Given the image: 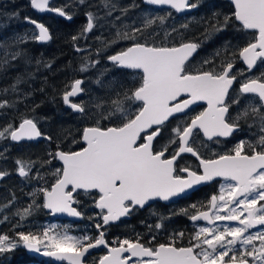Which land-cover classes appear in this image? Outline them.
Returning <instances> with one entry per match:
<instances>
[{
	"label": "snow or ice",
	"instance_id": "6c2138e0",
	"mask_svg": "<svg viewBox=\"0 0 264 264\" xmlns=\"http://www.w3.org/2000/svg\"><path fill=\"white\" fill-rule=\"evenodd\" d=\"M30 2L34 9L41 12L66 15L63 7H50V0ZM85 2L86 0H79L80 4ZM199 2L200 0L195 3L190 0H145L147 4L168 6L176 12L195 9ZM101 3L108 9V16L117 10V5L111 3V0H101ZM232 3L235 11L231 15L213 12L208 18L214 23L206 26V36L210 38L225 30L233 20L238 21L243 30H255L254 38L238 51L239 58L247 66V70L251 71L258 62L264 61V0H232ZM131 7L137 5L132 4ZM120 11L122 16L127 15L129 8L125 7ZM170 15V12L166 16L145 14L140 27L123 25L129 29L123 32L117 29L116 39L109 44L125 40L131 41V45L109 56L108 60L117 67L142 71L139 86L130 91L125 90L122 95L117 92V98L100 113L101 119L119 118L120 125L104 128L97 121V126L84 128L82 139L87 146L75 152L57 151L54 156L63 162V167L55 170V183L50 189L45 187L36 190L43 194V208L74 217L82 216V212L73 206L74 203H79L75 200L74 193L79 195L77 190L85 193L98 190L99 198L95 201V206L101 210L97 215L102 218V223L95 225L100 230L98 235L74 236L67 230H56V225L36 232L16 231L32 215L33 209L40 207L35 203V193H30L34 197L33 203L12 213L20 218L10 229L14 234H0V255L19 246L37 252L43 248L44 255L57 261L84 264L90 250L104 246L107 252L95 264H264V229L249 232L257 225H264V203H261L264 202V72L242 82L235 98H232L230 89L237 77L244 74L243 71L232 74V61L222 60L219 66L203 70L205 65L214 64L213 60H204L200 68L190 70L191 58L200 44L183 42L182 34L177 28L164 35L166 38L173 33L180 36L181 42L178 45L168 46L166 43L154 42L157 34L149 33L148 30L157 21L163 24ZM86 16L88 22L81 35L91 31L95 27L94 20L98 19L91 11ZM67 19L70 20L71 16H67ZM115 19L120 20L121 17ZM25 20L39 30L38 35L33 34L35 40L47 42L51 39L44 24L27 17ZM181 27L188 29V24ZM24 39L27 37H20L17 42ZM76 39L77 37H73L74 41ZM150 40L153 42L150 43ZM232 47L231 42H226L223 49L217 50L214 55L219 57L223 52L227 56ZM20 55V52H15L11 54V59ZM6 63L7 60L0 61V68ZM217 67L220 68L219 72ZM86 68L87 65L82 66L81 71ZM20 82L18 77L16 84ZM16 84L11 85L13 91L16 90ZM81 84V80H75L70 86L71 90L64 92L63 101L73 110L83 113L85 108L82 103L70 100L83 91ZM2 91L7 92L8 89ZM249 94L257 98L258 103L249 101L234 116L231 115L229 109L233 105H239L240 99ZM184 95L187 98H181ZM199 101H205L207 107L188 118L190 122L186 120L183 125L178 123L172 129L173 137L161 150L155 151L153 141L161 134L169 118L185 113ZM137 103L139 107L134 109L133 106ZM9 106L7 100L0 101V109ZM96 107L102 108L103 105L98 103ZM250 117L260 133L256 143L240 140L229 152L218 155L216 159L201 158L197 149L191 146L200 133L208 141L219 144L221 138H228L240 131V122H247ZM253 124L248 127L251 128ZM41 136L42 132L34 118H23L18 126L14 127L9 123L0 129V140L10 138L13 142H20ZM140 140L143 142L140 143ZM177 140L178 150L170 158H165L168 147ZM257 147L260 148L259 151L256 150ZM246 149L251 150V154ZM182 153L196 156L202 172L191 170L188 166L177 169L175 164ZM16 163L19 176L29 178L32 163L21 160ZM177 171L186 175H178ZM6 175V171H0V178ZM37 177L42 179L39 173ZM217 177L223 178L227 183L221 185L219 195L211 196L208 211L197 210L198 214L190 216L193 222L203 220L208 226H198L190 236L188 246H176L175 238L168 243L152 244L155 236L145 243L141 241L139 234L135 239L117 238L113 244L118 246H110L106 241L105 226L130 215L137 206L143 207L155 197L167 201ZM12 203L13 201H9L8 204L0 205V209H6ZM191 207L195 209L196 205ZM225 210L226 214H221ZM183 211L186 214L187 210ZM9 220L10 217L5 215L0 219V224ZM217 221L222 224H217ZM162 226L157 223L154 227L160 229ZM151 227L149 226L150 229ZM177 236L182 238L184 233L180 232ZM256 241H259V246Z\"/></svg>",
	"mask_w": 264,
	"mask_h": 264
},
{
	"label": "trees",
	"instance_id": "16d2710c",
	"mask_svg": "<svg viewBox=\"0 0 264 264\" xmlns=\"http://www.w3.org/2000/svg\"><path fill=\"white\" fill-rule=\"evenodd\" d=\"M192 1L196 2V0ZM111 3L117 5V10L108 16L106 15L108 9L103 7L101 0H86L84 4H80L79 0H52L49 5L63 7L66 15L71 16L69 20L54 13L40 15L31 8L29 0H0V61L7 60V63L0 68V101L7 100L10 105L0 109V129L9 123L15 127L23 118H34L42 132V136L35 140H22L19 143H14L9 138L0 140V154H2L0 171L8 173L0 178V205L13 201L6 209H0V219L5 215L10 217L9 221L0 224V234H14L10 229L19 222L20 218L12 213L32 204L34 197L30 193H35V203L40 207L34 208L32 215L16 231L36 232L42 231L44 227L56 225L57 229L70 230L74 236L83 234L97 236L98 230L95 225L101 222V217L97 215L100 212L94 205L93 196L84 199L83 191H77L79 195L74 193L75 200L79 202L74 203V207L82 212V216L79 221L72 222L51 216L42 207L43 194L36 190L49 188L56 180L54 173L56 169H60V164L54 156L55 150L69 151L79 148L82 145L80 138L84 126H97V121L102 127L120 125L119 118L101 119L100 113L117 98V92L122 95L125 90L130 91L138 86L141 74L138 71L114 66L105 59L107 54L131 44V41L125 40H116L115 43L109 44L116 39L118 28L122 32L128 31L129 29L124 28L123 25L140 27L145 14L166 16L170 12L171 15L167 16L163 24L157 21L148 30L149 33L157 34L154 42L167 45L180 43V36L175 33L167 38L164 35L173 28L180 30L183 41L199 42L206 33V26L214 23L208 19L213 12L232 14L231 5L227 0H200L197 8L183 15H177L170 9L151 7L142 0H111ZM132 4L137 7H131ZM125 7H128L129 11L127 15L122 16L120 9ZM89 11L98 19L94 20L95 27L91 31L81 35L87 20L86 13ZM118 16L121 17L120 20L115 19ZM26 17L40 21L48 28L51 36L48 43L37 42L32 33L25 29L29 27L35 31L33 25L24 20ZM183 24H188V29L182 28ZM25 36L27 39L17 42L20 37ZM73 37L77 39L74 41ZM15 52H20L21 55L13 60L11 54ZM214 54L212 51L204 52L199 47L191 58L190 70L200 68L204 60L214 61V64L205 65L203 68L209 70L214 65L219 66L222 60L237 59V55L233 56V54L228 59L223 56L216 57ZM235 64L239 63L236 61ZM85 65H87L86 70L81 71V67ZM258 72L259 75L262 73ZM18 77L21 82L16 84ZM79 78L82 81L83 91L74 98V101L82 103L85 108L83 113L72 111L62 102V94L70 88L74 80ZM13 84H16L15 91L11 88ZM3 89L8 91L3 92ZM98 103L103 107L97 108ZM13 104L14 106H11ZM138 107V103L133 106L134 109ZM17 160L32 163L29 178L19 176L16 169ZM37 173L42 179L37 177ZM172 207L153 202L142 209H136L127 218L105 227L107 229L105 239L109 244H113L117 238L135 239L139 234L141 241L145 243L155 236L152 244L168 243L172 238H175L176 246L189 244L191 230L171 225L172 220L170 221L169 216L174 214L170 210ZM155 216L158 218L157 222L163 226L159 232L153 234ZM161 217L164 219L161 220ZM172 218L177 222L173 215ZM149 226H152L151 229ZM180 232L184 233L182 238L177 236ZM101 253L100 249L93 251V255L88 256L86 262L94 263ZM30 262L47 264L46 258L29 255L21 246L0 255V264Z\"/></svg>",
	"mask_w": 264,
	"mask_h": 264
},
{
	"label": "flooded vegetation",
	"instance_id": "af4514ba",
	"mask_svg": "<svg viewBox=\"0 0 264 264\" xmlns=\"http://www.w3.org/2000/svg\"><path fill=\"white\" fill-rule=\"evenodd\" d=\"M190 2H193V1L190 0ZM229 4L231 5V9H232V13H233L234 7H233L231 2H229ZM146 5H149V4H146ZM149 6L154 7L152 5H149ZM154 8H163V9H168V10L170 9V10L174 11L170 7H154ZM193 10H191V11H193ZM191 11L185 12L182 14H177L175 11L174 12L177 15H183V14H188ZM221 19H222V17H221ZM254 36H255V30H243L240 23L238 21L233 20L232 22H230L229 26L225 30L212 35L210 38H208L206 36V33H205L202 40H200L199 42H195V43L200 44L202 51H204V52L212 51L214 53H216V51L219 49H223L226 42H231V45L233 47L227 53V56H225V54L223 52L221 53L220 56L226 57L228 59V57L230 55H232L233 53H236V55H237L236 61L239 64L237 65V64H235L236 61H232L234 64V67L231 70V72H232V74H236V73L241 72V71H243V73H244L242 76L237 77V80L234 82L232 89H230V95L232 96V98H235V94L239 90V85L242 82L246 81L249 77L259 76L258 71L264 72V61L258 62L257 66H255L251 71H249V70H247V66H245L241 60H239V56H238L239 49L246 46V44L249 41H251L254 38ZM177 44H179V43H177ZM168 46H172V45H168ZM124 48H122V49H124ZM118 51H120V50H118ZM112 53H114V52H112ZM109 54H111V53H109ZM109 54H107V55H109ZM106 56H105V59H106ZM108 62H110V61H108ZM111 63H113V62H111ZM120 68H123V67H120ZM238 68H240L242 70L239 71ZM216 70H217V72H219L220 68H218ZM133 71H136V70H133ZM138 72L142 75V73L140 71H138ZM138 86H136V87H138ZM185 97L186 96H182L181 98H185ZM74 98L75 97L70 98V100L72 102L76 103L74 101ZM249 101H253V103H258L257 98L252 97L250 94L245 95L244 97H242L240 99L239 105H233L229 109L230 114L234 116L237 113V111L242 109ZM62 102H63V99H62ZM205 107H206V103L200 102V103H197V104L191 106L190 109L185 111V113L175 114L173 117H170L169 121H167L165 123V126L162 128L161 134L156 139H154V141H153L154 150L155 151L161 150L162 146L165 145L168 142V140L173 137L174 134L172 132V129L174 127H176L178 123L183 125L186 120H187V122H190V119H188V118L195 116L200 111H202ZM262 111H264V109H262ZM249 124H253V120L251 117L247 120V122H245L243 120L240 122V129H241L240 131L234 132L233 135L228 137V138H221L219 144L214 143L213 141H208L207 138L204 137L202 133H200L199 135L196 136L195 140L192 141L191 146H193L194 148L197 149V151L200 154V157L203 159L217 158L218 155H223V154L229 152V150L232 149L240 140H246V141H251L252 143H256V141L258 140L259 135H260L258 127L255 124H253V126L251 128H249L248 127ZM87 126H95V125H87ZM80 140H81V138H80ZM139 142L142 143L143 140H140ZM81 143H82V141H81ZM83 145L84 144L82 143V145L79 148L74 149V150L81 149L83 147ZM201 145H205V146H201ZM178 148H179V141L177 140V142L175 144H172L168 147V150L165 153V158H170L171 154H173L174 151L178 150ZM74 150H69V151H74ZM256 150L259 151L260 148L257 147ZM247 151L249 152V154H251V150H247ZM175 166L177 169L188 166V167H190L191 170H197V171L202 172V170L199 166V160L197 159L196 156H193L191 153H182L181 156L178 157V160H177ZM60 169H61V164H60ZM176 174L186 175L185 173H182L179 171H177ZM222 181H225V180L221 177H217V178H214L212 181L194 186L193 189L186 191L182 195H180V196H178V197H176V198H174L168 202L153 200V201L145 204L143 207H145L146 205L153 203V202H155V204H157V205L163 204V205H169L170 207L173 206L170 210L173 211L174 214H171L169 216L170 221L172 220L171 225H173V226L178 225L179 228L182 226V228H184L186 230L187 229L191 230V235H192L198 226L207 225V222L203 221V220L193 222L190 219V216L197 214L198 213L197 210L204 211V210L208 209V204H209L211 196L214 194L219 195V184ZM77 191H83V190H77ZM91 196H93V202L95 205V200L99 196V192L95 189L90 190L89 193H85L83 191L82 198H84V199L85 198H91ZM192 205H196V208L193 209L191 207ZM143 207L137 206L136 209H142ZM174 207H177V209H175ZM98 210H99V212L101 211L100 209H98ZM183 210H187L186 214H185V211H183ZM172 215L175 217L177 222H175L173 220ZM57 219H62V218H57ZM121 219H124V218H121ZM157 219L158 218L155 216L154 217V226H155V224L158 223ZM63 220H67V219H63ZM68 221H71V220H68ZM72 222H74V221H72ZM116 222H113V223H116ZM111 224L112 223H109V225H107L105 227L111 226ZM258 227H264V226H255L254 228H258ZM105 230L107 231L106 228H105ZM159 230L160 229H156L155 227H153L152 233L156 234L157 232H159ZM99 231L100 230H98L97 235H98ZM181 240L185 241V242L187 241L184 239H181ZM109 245L114 246L115 244H109ZM177 246L178 247L179 246H188V244H184V245L181 244V245H177ZM97 249L102 250V253L99 255V257L106 251L105 247L100 246L99 248L90 250V253L88 254V256L93 255V251H95ZM88 256H87V258H88ZM99 257H97V259ZM87 258H86V260H87ZM97 259H96V261H97ZM95 262L92 264H95Z\"/></svg>",
	"mask_w": 264,
	"mask_h": 264
},
{
	"label": "water",
	"instance_id": "95a60500",
	"mask_svg": "<svg viewBox=\"0 0 264 264\" xmlns=\"http://www.w3.org/2000/svg\"><path fill=\"white\" fill-rule=\"evenodd\" d=\"M52 0H50V2H51ZM229 2H231L232 3V0H228ZM142 2L143 3H145V0H142ZM29 4H30V6H31V2H30V0H29ZM145 4H147V3H145ZM150 5V4H149ZM232 5H233V7H234V4L232 3ZM50 6V5H49ZM152 6H154V5H152ZM50 7H52V6H50ZM154 7H168V6H154ZM31 8L36 12V13H39V14H42V13H54V14H57V15H59L58 13H55V12H51V11H43V12H41V11H39V10H37V9H34L32 6H31ZM174 10V9H173ZM191 10H193V9H190V10H185V11H183V12H176L175 10V12L177 13V14H182V13H185V12H189V11H191ZM234 11H235V7H234ZM59 16H61V15H59ZM67 16L68 15H65V16H61V17H65L66 19H67ZM25 20V19H24ZM31 20H34V19H31ZM26 21V20H25ZM36 21V20H35ZM87 20H86V24H85V27H86V25H87ZM37 23H42V22H40V21H37ZM31 24V23H30ZM43 24V23H42ZM45 26V25H44ZM33 27H34V29H35V34H37L38 35V32H39V30L35 27V25H33ZM46 27V26H45ZM37 41V40H36ZM37 42H39V43H45V42H41V41H37ZM184 42H192V41H184ZM131 44H129V45H127L126 47H129ZM178 45V44H177ZM125 47V48H126ZM124 48V49H125ZM121 51V50H120ZM119 51H116V52H114V53H111V54H109V55H107L106 56V60L107 61H109L108 60V57L109 56H111V55H114V54H116V53H118ZM239 60H241L242 61V59H240L239 58ZM111 62V61H110ZM243 62V61H242ZM243 64H244V62H243ZM245 65V64H244ZM246 66V65H245ZM136 71H140L141 73H142V71L141 70H136ZM77 80V79H76ZM79 80H80V78H79ZM75 81V80H74ZM73 81V82H74ZM72 82V83H73ZM239 87H240V85H239ZM71 90V87L67 90V91H70ZM80 94V93H79ZM78 94V95H79ZM184 96H186V95H184ZM185 98H187V96L185 97ZM62 99H63V95H62ZM64 102V101H63ZM200 102H205V101H199V102H197V103H200ZM74 103V102H73ZM206 103V102H205ZM65 104V103H64ZM65 106H67L68 108H70L72 111H74V112H79V111H76V110H73L69 105H66L65 104ZM206 107H207V103H206ZM205 107V108H206ZM21 122V121H20ZM19 122V123H20ZM18 123V124H19ZM18 124L16 125V126H18ZM86 127H94V126H85L84 128H86ZM107 127H114V126H107ZM107 127H104V128H107ZM84 128L82 129V131H81V141H82V143L84 144L83 145V147L81 148V149H78V150H74L73 152H75V151H80V150H82L84 147H86L87 146V144H86V142L82 139V137H83V130H84ZM39 138V137H38ZM38 138H35V139H38ZM10 139V138H9ZM35 139H32V140H35ZM57 151H62V150H59V149H56L55 150V153L57 152ZM64 152H68V151H64ZM56 158V157H55ZM57 159V161L61 164V169H62V167H63V162L62 161H60L58 158H56ZM214 159H216V158H214ZM201 170H202V168H201ZM18 173V172H17ZM55 183V181L52 183V184H54ZM204 183H206V182H204ZM51 184V185H52ZM202 184V183H201ZM51 185L49 186V189L51 188ZM69 187H71V186H69ZM190 190V189H189ZM98 191V190H97ZM186 191H188V190H186ZM182 195V194H181ZM178 197V196H177ZM99 198V196L96 198V200ZM174 198H176V197H173V198H170L169 200H167V201H165V200H162L161 198H159V197H155V198H152L151 200H149L148 202H146V204L147 203H149V202H151V201H153V200H159V201H163V202H168V201H170V200H172V199H174ZM95 200V201H96ZM43 203H44V197H43ZM74 206V205H73ZM46 211H48L49 213H50V215L51 216H53V217H55V218H62V219H67V220H71V221H79L80 220V218L81 217H74V216H70V215H68L67 213H53V212H51V210H49V209H46V208H44ZM204 211H208V209H206V210H204ZM198 214V213H197ZM196 215V214H195ZM129 216V215H128ZM128 216H125V217H122V218H127ZM116 222V221H115ZM100 223H102V218H101V222ZM110 223H113V222H110ZM257 226H264V225H257ZM111 246V245H110ZM114 246H118V245H114ZM22 248H23V250H24V252L25 253H27V254H29V255H32V256H35V257H42V258H47V259H49V261L51 262V263H53V264H59V263H61V262H65V263H67L66 261H57V260H55V258H53V257H49V256H46V255H44V249H41V251H39V252H37V251H35V250H29V249H27L26 247H24V246H21ZM102 247H104V246H102ZM179 247H184V246H179ZM105 252L102 254V255H105L106 254V252H107V249L105 248ZM101 255V256H102ZM97 261H98V259H97ZM84 264H89V263H87L86 261L84 262Z\"/></svg>",
	"mask_w": 264,
	"mask_h": 264
},
{
	"label": "rangeland",
	"instance_id": "374dc122",
	"mask_svg": "<svg viewBox=\"0 0 264 264\" xmlns=\"http://www.w3.org/2000/svg\"><path fill=\"white\" fill-rule=\"evenodd\" d=\"M27 31H29L30 33H32V35L35 33V31H33L32 29H30L29 27H26L25 28ZM18 167V166H17ZM17 167H16V169H17ZM225 183H227L226 181H222L220 184H219V191H220V188H221V185H223V184H225ZM261 203H264V202H261ZM221 214H226V210L224 211V212H221ZM217 224H222V222H219V221H217L216 222ZM232 224H236V223H238V222H231ZM202 226H208V225H202ZM75 228V227H74ZM261 229H264V227H258V228H253V229H250L249 230V232H256V231H259V230H261ZM56 230H58V231H61V232H63V231H65L66 230V228L65 229H56ZM67 231H68V233L70 234V235H73L72 233L73 232H71L70 230H68L67 229ZM256 243V245L257 246H259V241H256L255 242ZM43 249V248H42ZM249 259H251V258H249ZM46 262H47V264H53V263H51L47 258H46ZM26 264H39L38 262H30V263H26ZM60 264H67V263H65V262H62V263H60Z\"/></svg>",
	"mask_w": 264,
	"mask_h": 264
},
{
	"label": "bare ground",
	"instance_id": "6f19581e",
	"mask_svg": "<svg viewBox=\"0 0 264 264\" xmlns=\"http://www.w3.org/2000/svg\"><path fill=\"white\" fill-rule=\"evenodd\" d=\"M41 15V14H40ZM51 33V32H50ZM48 43V42H47ZM37 141V140H36ZM15 143V142H14ZM19 143V142H18Z\"/></svg>",
	"mask_w": 264,
	"mask_h": 264
}]
</instances>
